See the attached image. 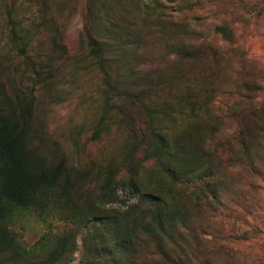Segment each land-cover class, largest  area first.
Here are the masks:
<instances>
[{
  "label": "rangeland",
  "instance_id": "obj_1",
  "mask_svg": "<svg viewBox=\"0 0 264 264\" xmlns=\"http://www.w3.org/2000/svg\"><path fill=\"white\" fill-rule=\"evenodd\" d=\"M91 41L118 93L109 96ZM0 89L33 98V145L67 175L61 206L17 211L10 224L34 261L64 235L75 244L64 263L77 264L84 238L99 241L73 216L132 212L138 183L171 192L187 226L207 235H173L186 254L179 264H264V0H0ZM154 133L210 152L200 191L159 172ZM0 264L28 263L0 253Z\"/></svg>",
  "mask_w": 264,
  "mask_h": 264
},
{
  "label": "trees",
  "instance_id": "obj_2",
  "mask_svg": "<svg viewBox=\"0 0 264 264\" xmlns=\"http://www.w3.org/2000/svg\"><path fill=\"white\" fill-rule=\"evenodd\" d=\"M215 31L224 40L231 41L232 32L227 26H217ZM90 49L93 56L98 58L109 96L113 90L118 93L102 59L103 45L91 41ZM242 99L252 100L248 95H242ZM32 101L31 96L23 100L0 89V253L28 264H67L64 263L66 254L75 252L73 238L70 240L64 235L59 236L47 256L34 261L17 242L10 228L17 211L56 210L60 205L59 200L68 192V187L62 181L63 178L67 181L64 165H49L33 145L30 124ZM249 116L255 121V114L251 112ZM246 117L242 118V126L246 125ZM248 130L251 138L255 139L251 128L246 129V133L242 130L240 144L247 156L253 144L248 139ZM151 141L155 142L152 156L157 158L161 174L168 175L173 181L195 184L196 192L201 190V182L205 178L212 177L213 163L202 159L209 158L210 152H197L195 147L188 145L183 135L171 139L154 133ZM212 151L220 155V146ZM162 153L167 157L165 161L160 158ZM192 176H196L197 181L190 179ZM132 186L139 201L132 212L105 215L103 212L86 211L73 216L74 220L91 222L90 231H94L99 241L98 245L93 246L89 238H84L88 245L77 264H158L161 261L179 264L186 254L173 235H182L183 231L180 230L184 229L190 235L207 236L187 226V211L181 205L174 208L170 202L173 198L171 192L142 190L138 183H132ZM193 194L185 192L188 199H192ZM211 196L216 197L215 193ZM205 202L208 203V200ZM145 214L150 215L149 218ZM106 236L111 240L108 241Z\"/></svg>",
  "mask_w": 264,
  "mask_h": 264
}]
</instances>
